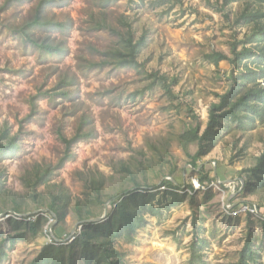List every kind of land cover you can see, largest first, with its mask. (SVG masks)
Wrapping results in <instances>:
<instances>
[{
  "label": "rangeland",
  "instance_id": "1",
  "mask_svg": "<svg viewBox=\"0 0 264 264\" xmlns=\"http://www.w3.org/2000/svg\"><path fill=\"white\" fill-rule=\"evenodd\" d=\"M39 1L0 0V131L8 129L17 145L14 154L0 158L6 189L0 200V230L11 231L7 218L22 219L48 209L38 207L22 176L36 162L55 165L65 153L59 129L71 137L84 117V128L92 134L72 145L70 156L56 172V179L74 199L82 193L79 170L105 173L108 193L134 188L132 178L114 169L121 161L131 164L139 181L151 183L142 186L170 179L181 186L175 191L186 192L192 199L187 196L160 217L148 216L133 242H120L124 264H189L190 244L198 238L204 239L200 250L204 264H237L248 236L260 255L257 264H264V217L245 212L228 215L224 209L226 204L248 202L264 215V186L252 193L241 189L250 175L248 169L264 149V119L257 120L253 129L234 123L230 128L220 126L211 150L195 167L179 140L187 125L206 126L210 104L229 87L227 75L233 65L221 61L216 66L204 55L213 50L230 54V41L248 30L235 22L243 1L226 6L225 16L217 9L222 0H170L159 6L153 0H50L44 5L45 14L65 21L67 27L37 31L42 39L60 41L65 47L61 54L47 55L14 29L32 16ZM120 16L131 23L135 39L147 32L138 58L144 66L120 67L112 62L91 66L106 59L104 51L122 47L125 30L118 23ZM103 20L119 32L98 28ZM239 70L234 68V74ZM152 71L175 80L170 85L172 97L160 85L147 88L151 81L147 73ZM63 76L70 84L55 89ZM38 90L52 92L39 100L38 112L30 116L28 99ZM196 149L195 143L190 145L191 154ZM139 162L142 169L150 164L146 174L137 171ZM39 191L46 192L45 188ZM14 198L23 209L22 216L11 211ZM111 201L106 203L107 213ZM77 223L70 211L60 222L59 232L70 234ZM45 229L36 236L27 233L12 249L5 247L0 264H29L49 241Z\"/></svg>",
  "mask_w": 264,
  "mask_h": 264
},
{
  "label": "trees",
  "instance_id": "2",
  "mask_svg": "<svg viewBox=\"0 0 264 264\" xmlns=\"http://www.w3.org/2000/svg\"><path fill=\"white\" fill-rule=\"evenodd\" d=\"M12 1V0H11ZM22 1V0H19ZM108 1V0H107ZM143 2L144 0H140ZM170 0H153L157 6ZM243 1L244 5L240 13L235 18L237 24L243 25L248 30L241 38H234L230 41V54L223 51L213 50L207 52L204 58L218 66L221 61H228L233 65L230 68L227 78L230 80L228 89L218 94V100L212 102L208 110V120L206 126L201 129L200 124H191L179 135V140L185 154L190 157L192 166H197L203 156L212 148L213 141L218 134L219 127L230 128L231 124H236L238 128L253 129L257 120L264 119V0H222L218 10H223L232 3ZM50 0H40L32 16L20 24L14 26L21 35L29 40L42 55L61 54L65 51L62 42H55L49 39H42L37 31L40 30H63L67 27L65 21H58L48 18L45 8ZM170 5L167 10H170ZM98 28L105 27L113 33H118V29L106 23L105 20L99 22ZM118 23L124 28L122 33V47L111 48L102 54L106 57L100 62H92L91 66H102L112 62L116 66H131L141 69L144 64L138 60L142 48L146 45L147 32L144 31L135 39L132 25L124 16L118 18ZM234 68H240L234 74ZM151 79L148 89L155 85H160L170 97L173 96L170 85L174 79L168 80L166 75L157 71L147 73ZM66 76L60 78L55 89H62L70 84ZM53 89V91L55 90ZM52 90H38L31 94L28 99L30 107L29 115L38 112V102L41 98L50 94ZM61 94H66L62 91ZM86 120L81 118L76 131L71 137H67L60 129L59 137L64 143L65 153L55 164H42L36 162L28 168L22 176L25 188L31 191V196L38 202V207L46 206L48 211L34 213L30 216H23L22 219L15 217L7 218L11 226V231L5 233L0 230V261L6 255L5 247L12 249L18 240H23L27 233L32 236L43 233L49 235V219L55 218L51 211L56 214L57 222L51 226L53 234L58 238H66L59 232L62 227L60 222L65 219L70 211L77 221L97 217L102 214L104 206L110 200L111 206L106 219L101 222L82 223L81 228L73 234V238L67 243H57L54 239L45 242L36 256L29 264H124L125 253L120 249V242L131 243L135 240L138 230L146 226L148 216L160 217L164 211L177 205L191 196L186 192H178L180 184H175L170 179H163L159 185L142 186L151 184L147 181H139L131 164L121 161L118 168L114 166L116 172L123 173V177L129 176L133 180L134 188L121 187L115 193L106 192L108 181L105 173L94 170H79L78 177L82 181V193L76 199L72 196L67 186L56 179L59 169L62 168L67 158L70 156L72 145L92 134L90 129H85ZM196 144L197 149L194 154L190 153V145ZM16 136L10 135L8 129L0 131V158H5L16 152ZM139 162L137 171L143 174L150 167ZM151 168V167H150ZM247 170V169H245ZM244 170V171H245ZM173 171V170H172ZM170 172L173 174V172ZM250 175L244 179L243 191L254 192L257 187L264 186V149L256 157L255 164L248 169ZM3 173L0 172V200L6 195ZM211 179V178H207ZM204 183V179H199ZM166 186L172 190L160 191L158 188ZM193 190L192 185H188ZM45 188L46 192L39 191ZM12 211L17 215L23 209L15 198L11 199ZM0 212H2L0 210ZM264 225V220L261 219ZM204 239L192 240L190 244L189 264H204L201 248ZM259 253L253 249L251 236L246 238L237 264H257Z\"/></svg>",
  "mask_w": 264,
  "mask_h": 264
},
{
  "label": "water",
  "instance_id": "3",
  "mask_svg": "<svg viewBox=\"0 0 264 264\" xmlns=\"http://www.w3.org/2000/svg\"><path fill=\"white\" fill-rule=\"evenodd\" d=\"M244 184V182H242ZM107 210H108V206L106 205L103 209V213L101 216H97V217H92V218H88L82 221H78L77 225L73 228V230L71 231V233L66 237V238H58L56 237L52 230H51V226L54 225L57 222V217L56 214L54 212L51 211V214L53 215V217L55 218L54 221L51 223L49 230H48V234L51 236L52 239H54L57 243H67L70 242L73 238V234L76 232V229H80L82 226V223H94V222H101L103 220L106 219V215H107ZM12 211V210H11ZM42 211H48V209H42V210H36L34 211V213H40ZM21 216L23 214H20Z\"/></svg>",
  "mask_w": 264,
  "mask_h": 264
},
{
  "label": "built area",
  "instance_id": "4",
  "mask_svg": "<svg viewBox=\"0 0 264 264\" xmlns=\"http://www.w3.org/2000/svg\"><path fill=\"white\" fill-rule=\"evenodd\" d=\"M242 186H243V183H242ZM224 209L228 215H237V214H240L241 212H245V213H249L251 215L257 216L259 219L264 217L263 213L254 203L247 202V203H240L238 205L226 204L224 206ZM47 236L49 238V241H51L52 240L51 236L50 235H47Z\"/></svg>",
  "mask_w": 264,
  "mask_h": 264
}]
</instances>
